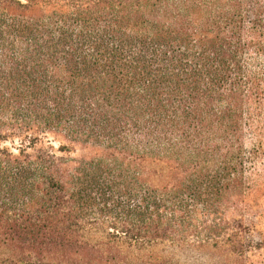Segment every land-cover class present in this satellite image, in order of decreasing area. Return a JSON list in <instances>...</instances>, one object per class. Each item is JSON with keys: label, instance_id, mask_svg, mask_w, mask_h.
I'll list each match as a JSON object with an SVG mask.
<instances>
[{"label": "trees", "instance_id": "1", "mask_svg": "<svg viewBox=\"0 0 264 264\" xmlns=\"http://www.w3.org/2000/svg\"><path fill=\"white\" fill-rule=\"evenodd\" d=\"M238 196H264V0H0V264H264Z\"/></svg>", "mask_w": 264, "mask_h": 264}, {"label": "rangeland", "instance_id": "2", "mask_svg": "<svg viewBox=\"0 0 264 264\" xmlns=\"http://www.w3.org/2000/svg\"><path fill=\"white\" fill-rule=\"evenodd\" d=\"M58 139L64 142H69L68 139L61 136H56ZM51 142L56 146L59 145V141L51 137ZM10 145V143H7ZM72 144V143H71ZM73 158H80L85 156H92L96 153V149L89 148L80 143L73 144ZM242 205L239 206V196L229 202L227 211L228 217L243 221L246 225L252 227V221L258 223L257 228L252 235L254 241H259L260 238H264V196H261L258 200V204L255 208L250 210H243ZM262 234V237L260 236ZM264 252V250L262 251ZM166 256V264H225L221 259L214 255L212 251H198L191 248H167L164 252Z\"/></svg>", "mask_w": 264, "mask_h": 264}]
</instances>
